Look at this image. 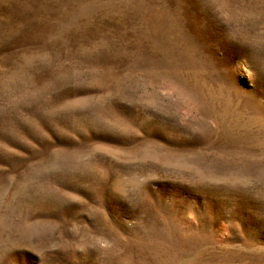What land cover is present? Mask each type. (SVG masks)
Listing matches in <instances>:
<instances>
[{"label": "rangeland", "instance_id": "obj_1", "mask_svg": "<svg viewBox=\"0 0 264 264\" xmlns=\"http://www.w3.org/2000/svg\"><path fill=\"white\" fill-rule=\"evenodd\" d=\"M0 264H264V0H0Z\"/></svg>", "mask_w": 264, "mask_h": 264}, {"label": "snow or ice", "instance_id": "obj_2", "mask_svg": "<svg viewBox=\"0 0 264 264\" xmlns=\"http://www.w3.org/2000/svg\"><path fill=\"white\" fill-rule=\"evenodd\" d=\"M0 159H2V158H0Z\"/></svg>", "mask_w": 264, "mask_h": 264}]
</instances>
